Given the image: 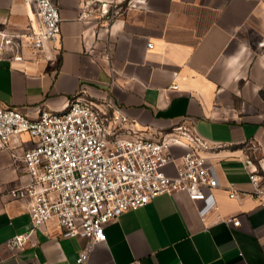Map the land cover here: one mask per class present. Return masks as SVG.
Instances as JSON below:
<instances>
[{
  "label": "crops",
  "instance_id": "crops-1",
  "mask_svg": "<svg viewBox=\"0 0 264 264\" xmlns=\"http://www.w3.org/2000/svg\"><path fill=\"white\" fill-rule=\"evenodd\" d=\"M54 3L61 41L34 50L24 38L36 21L33 1L0 0L1 104L36 120L63 112L77 94L108 96L140 137L158 140L189 125L215 145L206 156L219 185L205 200L164 193L123 213L106 225L89 264H264V206L231 196L253 190L247 158L264 175V0ZM105 10L117 12L113 21ZM8 37L12 47L3 45ZM36 143L27 132L0 142V264H74L88 239L64 238L55 220L25 248L8 245L32 227L31 198L11 191L30 181L24 154ZM172 151L171 176L186 148Z\"/></svg>",
  "mask_w": 264,
  "mask_h": 264
},
{
  "label": "built area",
  "instance_id": "built-area-1",
  "mask_svg": "<svg viewBox=\"0 0 264 264\" xmlns=\"http://www.w3.org/2000/svg\"><path fill=\"white\" fill-rule=\"evenodd\" d=\"M32 1L36 21L27 27L26 45L38 50L45 43L58 44L62 34L58 6L54 0ZM105 15L113 21L117 12L105 10ZM89 16L87 9L80 19ZM14 44L11 37L3 43L5 47ZM22 132L37 143L24 154L30 181L13 189L11 195L31 198L32 227L8 241L13 250L25 248L38 227L55 220L64 238L88 239L74 264H89L95 246L107 239L105 227L111 220L164 193L183 192L191 200H205L208 191L219 185L213 173L214 161L206 156L215 145L207 138L189 125L158 140L140 137L136 122L108 96L95 99L77 94L63 112L45 110L36 120L0 103V142L6 144ZM175 146L186 151L171 176L166 167L176 161ZM245 163L253 190L248 194L232 189L231 196L251 195L264 206V175L254 159L247 158ZM231 221L240 225L238 219Z\"/></svg>",
  "mask_w": 264,
  "mask_h": 264
}]
</instances>
